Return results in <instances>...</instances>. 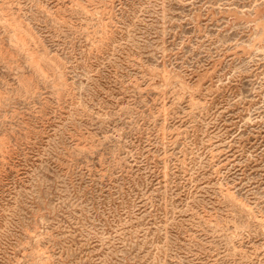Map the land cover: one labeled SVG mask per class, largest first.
Instances as JSON below:
<instances>
[{"label": "rangeland", "instance_id": "obj_1", "mask_svg": "<svg viewBox=\"0 0 264 264\" xmlns=\"http://www.w3.org/2000/svg\"><path fill=\"white\" fill-rule=\"evenodd\" d=\"M0 264H264V0H0Z\"/></svg>", "mask_w": 264, "mask_h": 264}]
</instances>
